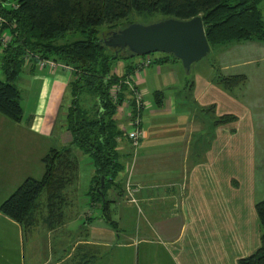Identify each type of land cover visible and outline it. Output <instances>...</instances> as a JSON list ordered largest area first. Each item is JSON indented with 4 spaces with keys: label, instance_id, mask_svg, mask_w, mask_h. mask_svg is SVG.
I'll return each instance as SVG.
<instances>
[{
    "label": "crops",
    "instance_id": "1",
    "mask_svg": "<svg viewBox=\"0 0 264 264\" xmlns=\"http://www.w3.org/2000/svg\"><path fill=\"white\" fill-rule=\"evenodd\" d=\"M262 41L241 40L218 45L217 59L210 64L212 73L195 71L190 78L183 73L179 60L156 63L151 60L148 65L135 69L138 56L116 62L114 72L118 76L124 73L125 65L133 66L128 76L141 91L145 104L138 114L142 134L135 154L132 155L124 136L129 121L122 111L115 115L121 130L116 150L123 163L122 174L118 173L116 184H110L98 199L89 193L93 165L87 155L74 150L79 161L88 157L84 162L88 186L85 198L79 202L85 205L84 211L89 215H83L74 206L79 193L77 169L75 183L65 190L67 204L62 219L51 229L40 220L36 224L41 243L33 248V251L40 248L39 253L31 257L33 264H141L138 244L144 239L129 233L123 225L125 209L132 204L125 201L121 184L132 157L131 180L141 186L135 194L137 205L133 206L152 224L153 232L168 236L170 243L174 244L188 229L197 235L196 229L208 230L209 224L235 222L230 216L233 210L230 204L235 201L239 185L246 183L249 188L253 185V139L255 131L262 128L254 123L251 108L256 105V111H260L263 103L260 98L264 97V68L259 67L264 65ZM24 71L26 78L18 75L16 82L24 80L26 83L28 110L24 111L20 100L22 116L16 128L25 131L28 138L34 139L33 143L40 140L51 146L67 144L70 137L63 128L62 116L69 100L66 83L70 70L32 68L29 63ZM217 75H243L245 80L225 90L214 82ZM248 91L249 96L258 98L255 102L244 101L243 94ZM223 115L233 119L213 123ZM239 156L240 160L248 158L247 180L235 175ZM21 180L11 184L8 195ZM6 189L7 186L4 191ZM103 199L109 200L107 209L113 227L102 217L100 202ZM172 220L180 224L175 235L169 232ZM10 223H14L17 230H25L14 221ZM50 239L53 241L48 245ZM216 254L219 255L218 250Z\"/></svg>",
    "mask_w": 264,
    "mask_h": 264
},
{
    "label": "trees",
    "instance_id": "2",
    "mask_svg": "<svg viewBox=\"0 0 264 264\" xmlns=\"http://www.w3.org/2000/svg\"><path fill=\"white\" fill-rule=\"evenodd\" d=\"M3 1L0 0V34L5 33L9 39L0 48V114L14 122L21 119L20 91L15 82L27 64L37 68L38 60L50 59L70 68L66 83L69 100L62 116L63 128L70 137L68 143L50 146L41 157V176L25 177L0 202V213L25 230L39 220L51 229L62 219L67 204L65 190L77 176L75 149L87 155L93 165L89 193L94 198L101 199L105 189L116 184V176L123 169L116 150L121 130L115 115L127 91L120 85L112 101L109 90L133 70L132 65H125L124 73L118 76L115 63L136 56L126 49L106 47L102 40L110 32L136 22L134 18L140 15L160 14L180 20L199 16L209 47L264 40V21L258 8L261 0H10L15 7ZM102 27L107 29L103 34ZM168 59L178 60L160 53L152 61ZM244 80L243 75H217L214 82L230 90ZM230 119L233 117L223 115L213 123ZM100 176L103 184L96 190ZM41 193L43 202L39 201ZM108 202H100L101 212L113 227ZM253 208L259 243L236 264H264V199L256 201Z\"/></svg>",
    "mask_w": 264,
    "mask_h": 264
},
{
    "label": "rangeland",
    "instance_id": "3",
    "mask_svg": "<svg viewBox=\"0 0 264 264\" xmlns=\"http://www.w3.org/2000/svg\"><path fill=\"white\" fill-rule=\"evenodd\" d=\"M258 8L264 21V0L259 2ZM162 18L163 16L160 14H152L136 16L134 20L137 23L147 24ZM106 30L107 29L104 27L100 29L102 34L105 33ZM262 42L264 45V41ZM218 48V45L209 47L205 56L192 62L187 70L183 69V73L189 78L195 71H209L212 73L210 64L216 61V51H218ZM159 54V52H155L149 55L156 57ZM244 55L248 54L244 53ZM259 67L264 68V65ZM19 76H21V79L26 78V72L24 70L21 71ZM253 77L255 76L253 75ZM16 83L20 89L22 106L24 111H27L26 99L28 95L25 92L27 90L26 83L24 80L22 81L23 84L20 80ZM243 99L244 101L249 100L250 102H255L258 98L249 96L248 91V93L243 94ZM260 100L263 102L260 111H256V105L251 106L253 119L255 120L254 123L262 127L259 131H255V138L253 139V185L249 188L246 183H243L241 187L239 185L236 189L235 201L234 203L230 202V206L233 209L230 216L234 218L235 222H231L228 225H222V222L219 224H209L208 230L205 227L204 230L200 228H198V230L196 229L195 232H197V235L192 234L190 229H188L185 230L182 237L174 244L170 243V238H168V236H160L158 233L153 232L154 229L152 228V224L142 218L141 212L139 213L136 211V208L133 206L137 205L135 195V202L128 201V198H132L133 196L129 197L127 195L125 184L122 182L121 186L125 201L132 204L125 209L123 225L129 230V233L140 239H144L138 244L139 252L142 254L141 264H236V259H238V257L250 254L258 246L259 226L253 206L256 201L264 199V97H261ZM0 120L3 121H0L1 202L8 196L7 191L15 180L19 178L23 180L27 176H33V178H39L41 176L43 171L41 157L51 145L48 142L43 143L40 140L33 143L34 139L32 140L30 136L28 138L25 131L16 128V122L9 121L8 118L1 114ZM84 158L85 159L81 161L77 159V169L79 170L78 172H80L78 173L79 193L77 194L78 203H75L74 206H76L77 210H81L83 215L87 216L89 213L84 211L85 205L79 202V200L85 198V191H87L88 186V180L86 178L87 166L84 167V162L88 160V157L84 156ZM247 161V157L246 160H240L239 156L235 168L236 177L240 176L247 180ZM131 165L130 159L127 163L125 174V176L127 174L130 175V179ZM120 173L122 174V172ZM239 183H242V181H239ZM6 186L7 189L4 191ZM43 198L44 194L41 193L39 201L43 202ZM230 216L229 218H231ZM7 220L8 219H5V217L0 214V264H33L34 260L31 259V257H34L40 251V248H35V251H33L34 246H40L41 243L38 235L39 225L33 226L27 230H17L14 223H10L12 221ZM171 225L169 232L171 235H175L178 232L180 224H176L174 220H172ZM77 230L76 227V231ZM71 231L75 232L73 228H71ZM52 241L53 240L50 239L48 245H51ZM217 250L219 255L216 254Z\"/></svg>",
    "mask_w": 264,
    "mask_h": 264
},
{
    "label": "water",
    "instance_id": "4",
    "mask_svg": "<svg viewBox=\"0 0 264 264\" xmlns=\"http://www.w3.org/2000/svg\"><path fill=\"white\" fill-rule=\"evenodd\" d=\"M102 43L113 50L126 49L135 56L171 54L185 70L209 50L199 16L184 20L167 17L147 24L133 22L110 32ZM102 184L100 176L96 190Z\"/></svg>",
    "mask_w": 264,
    "mask_h": 264
},
{
    "label": "built area",
    "instance_id": "5",
    "mask_svg": "<svg viewBox=\"0 0 264 264\" xmlns=\"http://www.w3.org/2000/svg\"><path fill=\"white\" fill-rule=\"evenodd\" d=\"M5 4H8L12 7H15L14 2L10 0L3 1ZM0 22L2 19L0 18ZM9 37L5 33L0 34V48L5 46L6 42L8 41ZM152 60L151 55H144L140 56L139 60L135 64V68L140 66L148 65ZM38 67L45 66L51 70H54L56 67H61L64 69L70 70L69 66L64 64L55 62L50 59L38 60ZM120 85L126 87L127 94L123 97L121 103L116 107V113H120L122 111L126 112L128 116V123L129 128L124 132V136L129 140V144L131 146L132 155L135 154L136 147L138 146V139L142 134L141 127H140V118L139 112L143 109L145 104L142 100L141 91L131 82L130 77L126 76L115 83L111 89L109 90V97L112 101L116 100V96L120 91ZM133 163V157L131 158V164ZM132 166V165H131ZM123 183L125 184V191L129 197L130 202H135L134 195L140 190L141 186L138 183L131 181L130 175H126L124 178Z\"/></svg>",
    "mask_w": 264,
    "mask_h": 264
}]
</instances>
